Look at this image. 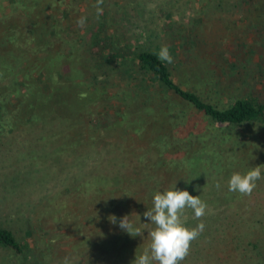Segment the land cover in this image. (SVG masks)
I'll use <instances>...</instances> for the list:
<instances>
[{
  "label": "trees",
  "instance_id": "trees-1",
  "mask_svg": "<svg viewBox=\"0 0 264 264\" xmlns=\"http://www.w3.org/2000/svg\"><path fill=\"white\" fill-rule=\"evenodd\" d=\"M3 1L0 96L14 88L18 106L0 102V164L9 154L36 165L29 180L12 174L7 195L28 182L50 196L60 184L65 199L55 202L71 220L53 218L48 227L71 231L76 261L133 264L148 246L147 230L132 237L109 216L129 215L143 228L153 194L176 186L208 206L205 229L182 264H264V237L226 224L222 202L206 189L223 169L221 143L230 137L221 128L264 131V0H187L191 14L194 3L201 9L189 28L172 19L171 4L163 35L144 17L148 0H103L99 15L97 0ZM213 12H227L228 20L244 14L256 38L202 39L201 24ZM164 46L172 63L158 56ZM134 141L146 147L141 154ZM169 170L174 181L165 187ZM182 219L189 228L201 222L191 209ZM32 230L18 237L0 222V249L17 264H46L62 233Z\"/></svg>",
  "mask_w": 264,
  "mask_h": 264
},
{
  "label": "rangeland",
  "instance_id": "rangeland-1",
  "mask_svg": "<svg viewBox=\"0 0 264 264\" xmlns=\"http://www.w3.org/2000/svg\"><path fill=\"white\" fill-rule=\"evenodd\" d=\"M143 1L144 0H141V2ZM168 1V4L164 3L165 0H148L147 2H144L145 7L148 10H152L151 12L146 11L144 17L148 18L147 22L150 26L154 27L157 25L161 35L164 33V26L166 22L164 13L165 11L167 12L169 7H171V4V8L174 10L172 19L175 21L183 20L184 25L188 28L193 25V15L196 16V12L201 10L198 2L194 3L193 7L195 13L191 14L187 0H180L178 2H175L174 0ZM127 3L128 5L136 4L135 0H127ZM0 4H2L0 5V18H2V13L9 11L7 9L9 4H7L6 1H3V3ZM159 4L163 6L160 10L157 7ZM87 6H83V8H86ZM218 14L220 16L219 18ZM60 16L61 14L58 15V17ZM229 16L231 20L227 19V12L211 13L210 16L204 19L201 24L200 31L203 35L201 38L212 41L218 40L226 43L225 45L236 40L237 37H240L242 40H247L248 42H251L256 38L255 34L247 29L248 19L244 14L230 13ZM248 18H250V15H248ZM50 65L51 63L48 61L46 64V70L50 68ZM67 70L68 69L63 67L62 73L65 74ZM76 70L77 69L71 70L70 75H76ZM14 90V88H10L4 95L0 96V102H8L7 104L10 106H18V102L15 100ZM221 129H223L221 132H224L230 137V139L228 138V142L223 141L221 143V148L223 149L221 154L222 158L224 157L225 159H223V169L216 170L218 173L217 178H212L213 180H210L208 182V186L205 187L206 189L209 188L218 200L222 202L221 205L222 208H224V214L226 217L224 219L225 223L235 221L243 231L251 230L252 232L260 234V237H264V131L262 129H258L257 127H251L247 130L243 128L235 129L231 126H224ZM15 139H17L16 136ZM134 142L137 143L133 146L135 152H140L139 154H141L143 149L146 147L137 141ZM16 157L19 156L16 155ZM16 157L8 154L3 158V161L0 164V173L1 171L4 173L0 174V180L1 178L3 179L0 181V222L14 230L18 237L24 234L30 227L33 229L32 231L34 234L36 232L39 236H44V234L38 230L39 227H44L52 233H62V235H60L61 238H56L57 240H53V243L50 242V250L47 251L49 260L47 258L46 264H82L79 261L81 258H79V256H77V252H75V246L72 245L76 239L71 237V231L68 232V230L64 229L61 231L58 226L48 227L53 218L55 220L57 219V223L59 222L58 217L65 218V220H71V218L64 214L67 212L60 208L63 203L60 202L62 203L60 204L55 202L65 199L64 193L61 192L62 195H58L61 191L60 184L57 185V189L55 191L52 190L53 193L50 196L45 195V192L40 191L37 187H35L34 191L31 190L33 187H31V189H27L29 185L28 182H24L22 186L19 185L17 187L19 189L18 192L7 195L9 191L7 184L8 186L11 184L10 178L12 174L20 173L23 177L27 176V180H29L26 172L36 168V165L34 163H30L29 160L21 161L16 159ZM226 163H228V165H226ZM257 165H260L262 169V178L256 182V187L252 191L251 195L241 196L239 193L228 191V180L234 172L244 174ZM169 172H171V170H169ZM173 175L174 174L171 172V175L168 177L169 182L166 183L165 187L173 185ZM7 179L9 182L3 183L4 180ZM217 184L220 185L219 188H217ZM11 186L12 185L9 187ZM85 188H88V184H85ZM83 194L86 195L85 199H90L89 194H87L85 190L83 191ZM68 195L69 193L66 195L67 198L71 199ZM60 209H62V212ZM48 217L50 219H48ZM226 252L230 251L228 250ZM77 259L79 260L76 261ZM255 261L256 258L251 262ZM118 263V259L113 258L110 263L104 264ZM0 264H17V262L10 252L0 249ZM86 264L89 263L87 262Z\"/></svg>",
  "mask_w": 264,
  "mask_h": 264
},
{
  "label": "clouds",
  "instance_id": "clouds-1",
  "mask_svg": "<svg viewBox=\"0 0 264 264\" xmlns=\"http://www.w3.org/2000/svg\"><path fill=\"white\" fill-rule=\"evenodd\" d=\"M103 0H97V14L102 12L99 6ZM85 19L80 18L77 23L83 27ZM161 60L173 62L167 46L158 53ZM262 178L260 165L251 168L246 173L234 172L228 180V191L239 193L241 196L251 195L256 187V182ZM220 185L217 184V188ZM207 204L200 195H192L187 190H178L176 186L171 189L157 191L153 194L152 207H148L143 216L148 221L141 223L143 228L135 226L125 215L117 220L115 215H110L113 224H119L120 229L130 236H142L147 230L148 246L142 254L136 255L133 264H182L188 256L191 244L205 229L202 218L207 214ZM187 209L193 211V218L201 222L195 227L185 226L182 217ZM139 216V215H138ZM140 220V216H139ZM153 225L154 227H148Z\"/></svg>",
  "mask_w": 264,
  "mask_h": 264
}]
</instances>
